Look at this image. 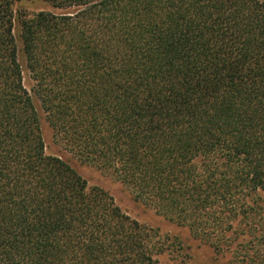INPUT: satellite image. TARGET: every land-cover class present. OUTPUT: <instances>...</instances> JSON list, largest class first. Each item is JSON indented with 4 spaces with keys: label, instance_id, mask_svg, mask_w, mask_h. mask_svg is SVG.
<instances>
[{
    "label": "trees",
    "instance_id": "trees-1",
    "mask_svg": "<svg viewBox=\"0 0 264 264\" xmlns=\"http://www.w3.org/2000/svg\"><path fill=\"white\" fill-rule=\"evenodd\" d=\"M19 23L55 138L235 264H264V0H39ZM0 0V264H158L155 233L48 156Z\"/></svg>",
    "mask_w": 264,
    "mask_h": 264
},
{
    "label": "rangeland",
    "instance_id": "rangeland-1",
    "mask_svg": "<svg viewBox=\"0 0 264 264\" xmlns=\"http://www.w3.org/2000/svg\"><path fill=\"white\" fill-rule=\"evenodd\" d=\"M14 14V35L17 40L18 59L22 67V77L25 89L31 95L37 110L41 136L48 156L60 158L67 163L86 182L88 189L99 188L107 192L115 205L131 219L147 229L152 230L155 240L161 245V252L156 256L158 264H235L228 254H216L207 244L195 239L187 228L180 227L157 215L153 210L136 202L130 191L111 176L85 165L78 157L65 149L57 141L52 129L46 122L41 105L34 95L35 82L25 64L22 46L19 40V23L22 18H31L40 12L60 13L52 10L39 0H10Z\"/></svg>",
    "mask_w": 264,
    "mask_h": 264
}]
</instances>
